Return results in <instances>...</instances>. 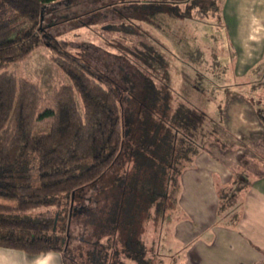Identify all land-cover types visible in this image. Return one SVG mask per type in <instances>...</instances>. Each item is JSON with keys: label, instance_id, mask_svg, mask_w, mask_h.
<instances>
[{"label": "trees", "instance_id": "trees-1", "mask_svg": "<svg viewBox=\"0 0 264 264\" xmlns=\"http://www.w3.org/2000/svg\"><path fill=\"white\" fill-rule=\"evenodd\" d=\"M61 1L71 0H0V248L33 257L59 253L64 264H148L146 244L132 228L137 212L155 200L164 205L181 192L183 171L205 149L200 138H213L215 131L206 132L202 110L181 101L167 124L145 120L134 148L129 139L135 119L141 120L139 109H126L129 100L123 92L73 54L68 39L43 34L48 9ZM139 4L144 13L169 14L176 20L218 21L221 15L218 0H189L185 10L171 8L167 0H141ZM58 12L53 8L48 24L58 18ZM22 21L30 29L16 41L13 26ZM42 47L50 51L52 63L68 80L47 97L39 93L38 83L12 70ZM34 93L40 94L36 105ZM158 98L156 94L150 97L146 106L150 113ZM132 155L138 158L137 171L144 170V174L138 177L136 172L127 182L122 178L129 169H124L115 182V197H103L106 203L99 209L100 216L89 220L91 209L86 213L72 210L73 203L81 200L80 190L97 186L123 156L130 159ZM243 185L217 190V218L232 228H237L242 216ZM135 192L141 193L142 203L135 202ZM33 212L38 214L33 216ZM77 218L93 226L98 237V242L91 243L94 251L88 258L83 251L80 260L69 248ZM121 231L125 239L120 238ZM106 232L114 235L101 242Z\"/></svg>", "mask_w": 264, "mask_h": 264}, {"label": "rangeland", "instance_id": "rangeland-1", "mask_svg": "<svg viewBox=\"0 0 264 264\" xmlns=\"http://www.w3.org/2000/svg\"><path fill=\"white\" fill-rule=\"evenodd\" d=\"M138 1L141 3V0ZM138 1H61L55 7L50 6L43 23L45 36L68 39L73 54L104 73L111 84L123 92L129 100L125 104L126 109H139L141 120L135 119L129 139L132 138L134 148L141 140L143 122L149 119L150 124H167L173 109L181 101L203 111L207 117L206 132L228 128L231 121L228 117L235 111L239 115L246 114L248 127L264 126V0H218L221 6L218 21L195 18L176 20L169 14L151 15L138 7ZM167 1L171 8L177 6L185 10L189 0ZM95 7L101 9L92 12ZM53 8L60 13L48 24ZM29 29L27 21L15 24L13 39L20 40ZM12 70L38 83L39 93L44 97L49 96L58 84L68 81L52 63L50 51L45 47L36 50L26 61L13 65ZM154 94L160 98L150 113L146 106L150 105V97ZM39 95L34 93V105L38 103ZM237 121L240 123L242 118ZM214 137L200 138L205 149L183 171L181 192H177L175 198L165 200L164 205L155 200L137 212L132 228L136 231V238L146 244V263L183 264L189 246L185 243L186 237L192 241L196 233L201 234L203 226H223L217 215L206 212L202 200L195 196L197 190L209 191L213 195L214 189L217 191L219 186L224 185L213 172L215 142L233 143L237 145L235 148L248 146L249 143L227 140L224 131ZM253 139L252 143L264 145L260 137ZM127 158L123 156L97 186L93 184L80 190L77 195L81 200L73 203L72 210L74 207L79 213L92 210L89 220L100 216L99 209L104 208L106 203L103 197H115V182L124 174V169H129L122 178L127 182L136 172L138 177L144 174V170L137 171L135 162L138 158L135 155ZM199 169L209 172L200 175L196 173ZM235 173L234 180L245 179ZM185 176L195 185L193 187V182L186 184V191L183 187ZM201 180L202 185L197 189ZM243 186L244 190L247 185ZM135 196V202L142 203L141 193L135 192ZM213 200L207 198L206 206ZM200 205L202 213L198 215ZM37 214L32 213L33 216ZM77 220L74 219L76 223L71 228L69 248L80 260L83 251L87 258L94 251L95 246L91 243L98 242V237L94 227L88 225L84 218ZM187 223L190 224L189 231ZM193 226L197 228L194 231ZM108 235L114 234L102 233L101 242H106ZM125 236L126 233L121 231L120 238L125 239Z\"/></svg>", "mask_w": 264, "mask_h": 264}, {"label": "crops", "instance_id": "crops-1", "mask_svg": "<svg viewBox=\"0 0 264 264\" xmlns=\"http://www.w3.org/2000/svg\"><path fill=\"white\" fill-rule=\"evenodd\" d=\"M240 115L238 111L231 112L228 117L231 119L230 126L218 131L220 133L224 131L227 140H242L248 142V146L235 148L237 145L233 143L217 142L213 146V152L218 154V158L216 155L213 157V172L219 178V182L231 188L234 187V183L247 185L241 193L243 205L240 222L237 228L225 224L220 227L215 225L203 226L201 234L197 235L196 233L192 241L186 237L185 243L189 246L186 261L183 264H264V145L252 143L255 136L264 141V126L248 127L246 114L241 113ZM239 118H242L240 123L237 121ZM219 132L215 131L214 136L216 137ZM202 170H196V173L201 175V173L207 174L209 172ZM235 171L245 179L234 180ZM197 177L201 178L202 176ZM192 182V180L188 181L186 176L183 178L184 191L188 186L186 184ZM202 182L201 180L197 183V189L202 185ZM208 193L209 191L200 192L197 190L195 197L200 201L202 200L206 212H214L217 215L218 193L215 189L213 190L215 195ZM207 198L215 199L216 202L213 200L214 203L211 201V204L206 206ZM201 206L198 215L202 213ZM186 225L188 226L187 231H189L191 229L189 228L190 224L187 223ZM194 229L197 228L193 226L192 230L194 231ZM0 264H64V261L59 253L33 257L21 251L0 248Z\"/></svg>", "mask_w": 264, "mask_h": 264}]
</instances>
